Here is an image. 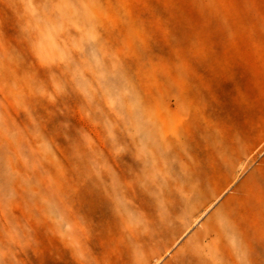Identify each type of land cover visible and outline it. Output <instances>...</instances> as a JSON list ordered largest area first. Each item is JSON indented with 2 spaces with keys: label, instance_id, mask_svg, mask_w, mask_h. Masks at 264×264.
Segmentation results:
<instances>
[{
  "label": "rangeland",
  "instance_id": "obj_1",
  "mask_svg": "<svg viewBox=\"0 0 264 264\" xmlns=\"http://www.w3.org/2000/svg\"><path fill=\"white\" fill-rule=\"evenodd\" d=\"M0 264H264V0H0Z\"/></svg>",
  "mask_w": 264,
  "mask_h": 264
}]
</instances>
